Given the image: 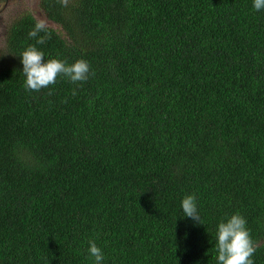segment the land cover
Wrapping results in <instances>:
<instances>
[{
    "label": "trees",
    "instance_id": "obj_1",
    "mask_svg": "<svg viewBox=\"0 0 264 264\" xmlns=\"http://www.w3.org/2000/svg\"><path fill=\"white\" fill-rule=\"evenodd\" d=\"M253 0H40L45 59L90 64L25 90L36 17L0 64V264H217L239 212L264 264V10ZM75 92V94H73ZM195 193L202 222L181 218ZM177 218V220H176Z\"/></svg>",
    "mask_w": 264,
    "mask_h": 264
},
{
    "label": "clouds",
    "instance_id": "obj_2",
    "mask_svg": "<svg viewBox=\"0 0 264 264\" xmlns=\"http://www.w3.org/2000/svg\"><path fill=\"white\" fill-rule=\"evenodd\" d=\"M252 6L257 11L264 10V0H253ZM28 36L34 38L36 43L28 45L19 53L25 90L39 91L54 84L58 76L72 82L88 80L90 64L85 59L81 58L72 63L58 57L45 59L44 50L37 47L45 44L51 36L45 19H36ZM180 207L183 215L178 217L190 218L195 224L203 223L195 193H186L181 198ZM215 235L217 264H254L253 254L256 247L247 227V219L241 213L236 212L220 219ZM87 252L92 264H105V253L94 240H89Z\"/></svg>",
    "mask_w": 264,
    "mask_h": 264
},
{
    "label": "rangeland",
    "instance_id": "obj_3",
    "mask_svg": "<svg viewBox=\"0 0 264 264\" xmlns=\"http://www.w3.org/2000/svg\"><path fill=\"white\" fill-rule=\"evenodd\" d=\"M26 10L37 19H45L49 26L57 27L55 23L46 18L41 9L40 0H0V64L4 60L6 30L11 21Z\"/></svg>",
    "mask_w": 264,
    "mask_h": 264
}]
</instances>
